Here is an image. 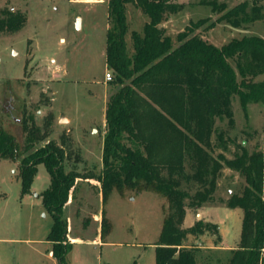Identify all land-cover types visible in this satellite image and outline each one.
<instances>
[{
    "label": "trees",
    "instance_id": "trees-1",
    "mask_svg": "<svg viewBox=\"0 0 264 264\" xmlns=\"http://www.w3.org/2000/svg\"><path fill=\"white\" fill-rule=\"evenodd\" d=\"M107 1L106 64L113 71L109 82L117 90L106 105L102 172L67 171L65 161L70 153L65 141L40 144L47 132L31 117L22 123L21 142L0 122V157L18 163L22 195L31 192L40 163L49 169L51 184L41 197L53 217L47 236L53 257L66 264L72 244L65 206L81 179L96 178L103 200L114 189L124 192L126 188L151 190L166 199L155 264H201L202 254L207 257L205 264L221 262V255L188 243L191 236L197 240L211 232L217 236L214 243L218 246L222 240L219 225L198 219L186 228L183 222L188 207L198 210L215 203L218 179L228 167L245 176V185L241 193L219 200L230 208L243 209L240 240L228 252L226 264H263L264 150L248 152L241 144L242 151L229 158L217 151L225 143L222 137L216 143L214 135L217 120L234 124L235 97L244 109L250 102L264 101V37L242 34L217 46L196 32L204 22L200 20L180 32L175 44L162 24L169 15L183 10L184 4L172 0ZM202 3L217 6L216 1ZM128 4L141 7L150 18L141 32H131V50L126 39ZM252 11L247 13L244 2L222 18L235 27L244 18L253 22L263 19L256 5ZM27 21L20 9L7 5L0 9V32L16 33ZM109 229L110 221L103 215L102 235Z\"/></svg>",
    "mask_w": 264,
    "mask_h": 264
},
{
    "label": "rangeland",
    "instance_id": "rangeland-1",
    "mask_svg": "<svg viewBox=\"0 0 264 264\" xmlns=\"http://www.w3.org/2000/svg\"><path fill=\"white\" fill-rule=\"evenodd\" d=\"M185 5L163 22L166 34L177 44V35L193 23L204 20L197 33L221 46L242 34L264 37V17L244 18L239 27L222 15L246 2L250 15L254 5L264 16V0L216 1V8L204 0H172ZM20 9L27 15L25 27L16 33L0 32V122L5 130L23 139L22 123L34 119L47 137L40 143L64 141L67 171L102 172L106 105L116 86L106 80L113 71L106 64L107 0H0L5 6ZM129 30L126 35L132 49L131 32L142 31L150 20L141 7L127 6ZM264 78V76H262ZM234 124L217 120V151L233 158L241 152L264 150V101L250 102L244 109L238 97L233 100ZM79 156V158H77ZM44 163L38 165L29 194H21L18 163L0 157V264H60L52 255L47 236L53 217L42 202L41 193L49 188L51 176ZM245 176L225 167L218 179L215 205H224L233 193H241ZM73 199L65 206L68 236L72 244L66 264H155V248L165 216L166 199L157 192L114 189L103 200L96 178L81 179ZM224 210V209H222ZM190 214L197 209L187 208ZM103 215L110 229L103 236ZM243 209H225L213 220L226 227V243L238 246ZM190 220H186L188 225ZM192 237V236H191ZM193 239V238H192ZM202 246L215 245L216 235L206 232ZM190 240L188 243H194ZM198 244V245H200ZM221 244V242L219 243ZM264 253V252H263ZM216 256V255H215ZM201 264L206 255L202 254ZM227 255L217 264H226ZM264 264V262H263Z\"/></svg>",
    "mask_w": 264,
    "mask_h": 264
},
{
    "label": "crops",
    "instance_id": "crops-1",
    "mask_svg": "<svg viewBox=\"0 0 264 264\" xmlns=\"http://www.w3.org/2000/svg\"><path fill=\"white\" fill-rule=\"evenodd\" d=\"M227 208L234 209V208H230V207L226 206V204H224V205L212 204V205H208V206H203V207L198 209V212L195 215L187 212L186 217H185L184 222H183V226H184L186 220L187 219L190 220L189 224L184 226L186 228L191 227L198 219H203L205 221L213 222V224L214 223L218 224L220 234H221V238H222L221 244H219L218 246H215V245H213V246L212 245L202 246L198 241L200 239L196 240V238L192 236V237H189L190 240H194L193 241L194 243L200 244L199 245L200 248L211 250L212 253L214 252L216 255H221V256L227 255L231 249H234L235 248L234 246L236 243H234L233 245L226 243V238H225L226 227H225V225L223 223L217 222L216 220L215 221L213 220L214 215L218 216L220 214V212L224 211ZM222 209H224V210H222Z\"/></svg>",
    "mask_w": 264,
    "mask_h": 264
},
{
    "label": "built area",
    "instance_id": "built-area-1",
    "mask_svg": "<svg viewBox=\"0 0 264 264\" xmlns=\"http://www.w3.org/2000/svg\"><path fill=\"white\" fill-rule=\"evenodd\" d=\"M105 78H106V80L107 81H110L112 78H113V75H112V73L111 72H106V74H105Z\"/></svg>",
    "mask_w": 264,
    "mask_h": 264
}]
</instances>
